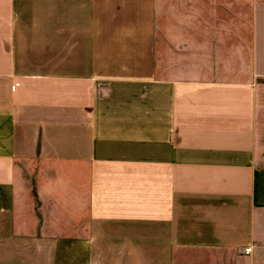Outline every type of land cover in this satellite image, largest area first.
Here are the masks:
<instances>
[{
    "label": "crops",
    "instance_id": "1",
    "mask_svg": "<svg viewBox=\"0 0 264 264\" xmlns=\"http://www.w3.org/2000/svg\"><path fill=\"white\" fill-rule=\"evenodd\" d=\"M263 120L264 0H0V264H264Z\"/></svg>",
    "mask_w": 264,
    "mask_h": 264
},
{
    "label": "rangeland",
    "instance_id": "2",
    "mask_svg": "<svg viewBox=\"0 0 264 264\" xmlns=\"http://www.w3.org/2000/svg\"><path fill=\"white\" fill-rule=\"evenodd\" d=\"M263 122H264V120H263ZM202 256H205L204 254L202 255ZM206 257H203V259H202V262H203V264L205 263V261L206 260H208L207 262H211V258H209V259H205ZM75 264H79L78 262H76ZM208 264H210V263H208Z\"/></svg>",
    "mask_w": 264,
    "mask_h": 264
},
{
    "label": "built area",
    "instance_id": "3",
    "mask_svg": "<svg viewBox=\"0 0 264 264\" xmlns=\"http://www.w3.org/2000/svg\"><path fill=\"white\" fill-rule=\"evenodd\" d=\"M16 84H17V83H15L14 85H16ZM12 87H14V86H12ZM249 250H250V247H246L244 251H245V253H248Z\"/></svg>",
    "mask_w": 264,
    "mask_h": 264
}]
</instances>
